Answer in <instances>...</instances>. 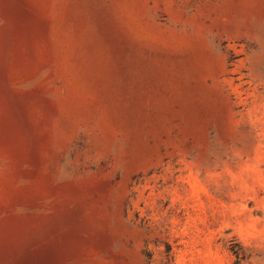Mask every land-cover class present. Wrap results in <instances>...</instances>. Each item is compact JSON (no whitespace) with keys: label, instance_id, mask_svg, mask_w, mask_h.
Wrapping results in <instances>:
<instances>
[{"label":"rangeland","instance_id":"obj_1","mask_svg":"<svg viewBox=\"0 0 264 264\" xmlns=\"http://www.w3.org/2000/svg\"><path fill=\"white\" fill-rule=\"evenodd\" d=\"M0 264H264V0H0Z\"/></svg>","mask_w":264,"mask_h":264}]
</instances>
